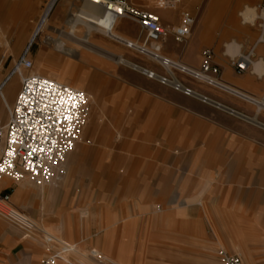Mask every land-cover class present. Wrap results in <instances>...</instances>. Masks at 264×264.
Wrapping results in <instances>:
<instances>
[{"label":"crops","instance_id":"0c3cea01","mask_svg":"<svg viewBox=\"0 0 264 264\" xmlns=\"http://www.w3.org/2000/svg\"><path fill=\"white\" fill-rule=\"evenodd\" d=\"M210 1L215 9L203 27L197 32L194 28L190 40L183 47L180 46L179 50L169 47L165 39L161 45V53L163 49L170 58H176L189 67L199 68L202 51L205 48L212 49L214 62L219 67V80L229 88L258 101V104L255 106L201 83H192L193 89L219 103L222 107H214L228 114H235L231 111L245 116L253 113L250 116L257 119L248 118L250 123L258 124L256 126L264 129V122L259 120V115L264 119V113H261L264 106H260L261 103L264 104V43L258 41L259 29L255 25L257 14L254 10V6L264 3V0ZM131 2L156 13L160 9L140 5L135 0ZM196 2L197 0H179L176 8H190ZM36 4L37 0H0V14L6 13L5 16L1 14L0 40L6 37L4 34L13 35V30L9 27L11 21L25 25ZM75 7L77 10L72 12L73 15L65 23L71 34H74L78 26L85 29L80 42L87 39L90 43L91 33L98 32L119 43L126 41L139 44V26L132 19L120 18L112 32H104L94 28L95 10L90 5L80 2ZM64 9L65 4L56 7L53 13L55 21L66 16ZM245 14H248L250 21L244 19ZM173 28L175 25L170 26L171 30ZM174 43L179 45L176 41ZM61 44L62 48L58 51L67 55L73 52V49ZM250 49L254 53L251 64L245 71L238 72L231 64V58L245 54ZM114 50L119 53L122 49ZM30 57L33 61H38V69L44 76L60 82L70 81L71 84H67L72 87H75L72 84L79 85V82L68 80L69 78L83 81L81 85L84 88H89L92 83L86 66H80L76 61L60 59L49 52L41 54L37 50H32ZM83 57L82 55L78 60L82 61ZM76 69L78 71L74 73ZM8 75L0 79L1 124L8 119L7 117L5 120V110L11 108L9 103L14 104L16 99L14 86L18 77L11 75L7 79ZM152 88H136L129 84L112 86L111 91L99 102L114 121L119 120L120 116L123 118L127 110L136 111L134 117L128 116L126 119L129 125L135 124L137 129L134 133L126 134L123 139L131 143L122 150V157L126 159V168L129 170L125 176L120 177L116 173L117 160L108 162L110 172L102 170L101 154H109L110 158L117 159L119 151H89L83 148L77 156L71 153L67 155L66 171L62 177L48 186L39 187V190L27 183H12L8 179L1 181V188L10 194L12 203L34 223L36 229L24 231L0 216V264H42L56 254L58 258L54 264H71L61 258L59 250L55 252L54 247L48 244L49 236L65 247L66 253H79L75 249L77 247L87 251L90 253L86 255L88 261L95 259L93 253H102L110 261L133 264L129 258L134 256L135 264H146L143 245L140 244L149 223L153 234L161 239L162 244L174 248L184 242L187 253H190L192 245L200 244L201 240L206 243L210 238L212 243L219 244L220 239L225 236L222 232L224 230L230 231L233 241L238 240L237 244H243L240 238L246 232L248 245L256 246L252 238L261 237L257 233L264 232V208L256 207H264V199L241 197L239 190L255 191L256 184L261 182L253 165L256 164L257 157H264V150H256L245 136L236 134L232 136L233 140L227 139L237 143L236 149L230 150L227 146L221 154L208 153L210 150L206 146L208 141L212 142V138L207 137V124L192 117V102L185 97L183 99L187 105L178 104L173 90L159 85ZM86 93L90 96V102L93 98V104L97 106L95 95L88 90ZM113 140L117 138L99 139ZM136 142L140 143L139 149L135 148ZM196 143L205 144V148L193 149ZM197 157H234L244 160L239 163L241 166L238 164L239 170L232 183L213 184L207 180V165L193 166V159ZM86 158L90 180L85 183L80 182L79 178ZM148 158H155L157 161L149 162ZM204 163L207 164L206 161ZM259 163L264 165V161ZM149 164L152 165L150 169L146 167ZM213 172L214 170L210 171ZM262 180L264 182L263 178ZM224 190H235L236 196L225 198ZM87 215H90L92 223L84 228L82 218ZM259 215L263 218L258 217ZM92 231L103 237L107 250L82 247L80 240L84 235L89 238ZM131 241L136 242L134 252ZM81 256L85 258L84 255ZM100 257L105 260L103 256Z\"/></svg>","mask_w":264,"mask_h":264},{"label":"rangeland","instance_id":"374dc122","mask_svg":"<svg viewBox=\"0 0 264 264\" xmlns=\"http://www.w3.org/2000/svg\"><path fill=\"white\" fill-rule=\"evenodd\" d=\"M41 2L42 0H37V4L34 8V11L32 14L29 15L27 22H25V25H22V23H15L11 21L9 23V27L12 28L13 35L9 36L4 34L6 37L4 36L5 38H1L0 73L2 74V76L0 77V79L5 77L7 74H10L14 63L22 54L27 44V41L29 40L34 21L39 14ZM135 2H137L140 5H145V6L147 5L152 8L154 6V4L152 2H149L148 0H135ZM210 2H211L210 0H197L195 5H193L190 8H184L183 10L180 8H176V6L179 4L178 2L173 9L160 8L157 10V13H159L158 15L161 19V24L165 27L167 31L166 40L168 41L167 44L169 47H171L172 49L179 50L180 46L183 47L190 40L191 35L186 41L179 43V45L174 43V38L171 33L170 26L178 25L181 17L180 16L181 12L182 11L187 12L188 14H190L195 18V25L193 27V30L195 28V31L197 32L199 31V29L203 27L207 18L215 9V6L214 5L212 6ZM59 4H65L64 10L66 12V16L62 18V20L60 21L59 20L55 21L53 14L49 24L51 25L52 28H58L59 30L62 31L60 36V41L64 43L65 46H67L68 48L73 49V52L70 55H67L63 52L57 51L51 46H44V45H34L31 51L37 50L41 54L43 52H49L54 57L71 60L73 62L76 61L78 65L86 66L87 72H89V74L91 75L90 79L92 82L89 88H84L81 85V82H83L81 80L73 79V78H69L68 80H75L76 82H79V85H75V84L72 85L80 89H84L85 92L88 90L89 92L93 93V95H95L96 97V102L98 103V105L95 106V104H93L94 99L92 98V102L89 103L90 109H89L87 124L81 134L79 143L77 144L76 148L71 152V154L77 156L80 154L83 148L89 151L95 149H101L102 151L109 149L115 151L117 150L119 151V155L121 156V157L119 156V158L117 159L110 158L109 154L106 156H104L105 154H101L103 156V157L101 156L103 163L102 170L103 172H110L111 169L108 162L111 160H117L118 163L115 165L116 167L115 171L120 177H123L125 176V174H127L129 170H127L126 168V159L122 157V153L124 149L127 147V145L131 144L126 141H123V139H125L126 134L134 133L137 129V126H135V124L129 125L126 122V119L128 118V116L134 117L136 111L127 110L125 111V114L123 113L124 114L123 118L122 116H120L119 120L114 121L107 114V110L103 109V107L100 106L99 102L102 101L101 99L106 97L107 93L111 91L112 86L116 87V86H121L123 84H129L135 86L136 88L149 86V87H153L152 89H154L156 85L164 86L153 79L141 75L138 71L133 70L124 64H121V62L119 61L120 57L125 58L133 63H136L139 66L154 70L159 74H164V72L150 58L143 56L134 50L128 49L122 43L110 39L98 32H92L89 37L90 43L92 45L91 47L81 44L79 39L83 37L85 29L82 26H78L74 34H71L69 28L65 23V21H67L70 18V16H68V12L69 11L71 13L75 12L77 10L75 6H78L80 2L63 0ZM74 4L75 6H73ZM1 14L2 16L6 15V13L4 12H2ZM1 14H0V22H1ZM257 22L258 21L255 22V25H257ZM51 35L56 37L54 33H51ZM142 41H143V35H141V38L139 39V44ZM115 48L122 50L118 53L115 52L114 50ZM162 54L167 56L163 49H162ZM82 55L84 57L82 61H79L78 59H81ZM30 59L32 60L31 57ZM172 59L178 61V59L176 58H172ZM32 63H33V69L30 71L22 69L23 74H27V73L41 74V72L38 69L39 68L38 61L35 62L32 60ZM77 69H79V66L77 67ZM77 69L74 70V73H77L78 71ZM175 76L180 81H182L186 86H189L191 88H193L192 83H199L195 80L186 78L185 76L179 73H175ZM63 82L71 84L70 81L66 82L64 80ZM20 86H21L20 78L18 77V80L14 86L16 96L20 90ZM173 91L175 92L176 103L187 105V103L185 102L186 100L183 99L187 97L188 100L191 101L193 105L192 110L190 111L192 117L200 119L202 121V124L204 123L207 124V129H206L207 137L212 138V142L208 141L206 146V148L210 150L208 151V153L212 154L213 152V153L221 154L222 151L227 146H229L228 148H230V150L236 149L237 143L232 142L233 140L232 136H235L236 134H241L245 136L256 150H260V151L264 150L263 128L251 124L250 122L246 121L243 117L239 115L228 114L227 112L215 108L209 103H203L195 98L185 96L181 92L175 90ZM9 105L12 107L13 102L9 103ZM5 113H6V117H5L6 120V118L8 117V113L6 110ZM261 113H264V111H261ZM252 114L253 113L246 115L252 117L250 116ZM92 120L94 123L92 122ZM259 120L264 122V119L260 117V115H259ZM195 131L196 130H193V132ZM196 133L198 132L196 131ZM219 135H221V137H218ZM102 137L104 138L107 137L108 139L117 138V140L99 141V139H102ZM227 139H232V140L228 141ZM138 144L140 143L137 142L134 143L136 149L140 148ZM196 144L197 145H195L193 149L205 148V144L203 143H196ZM156 145L158 146V143ZM0 152H1V145H0ZM176 154H178V152H176ZM87 159L88 158L84 160V165H83L84 168L82 169L83 173L82 175H80L79 178L80 182H85V183L89 182L90 180L89 179L90 177L87 173V168H88ZM147 160H149V162L157 161V159L155 158H148ZM242 160L244 159H238L234 157H226V158L197 157L193 159L192 164L193 166L207 165L209 167V173H207V180L209 183H213V184L227 183V182L232 183L233 180L236 178V172L239 170L238 164ZM204 161H206L207 164H205ZM255 161L256 164L253 165L254 171L257 173L256 175L261 179V182H259V184L258 183L256 184L255 191H253L252 189L250 190L242 189L239 191L241 197H245V198L255 197V199L257 200H262L264 199V182H262L263 181L262 178L264 179V165H262L259 162L264 161V157L261 158L257 157ZM146 167L150 169L152 165L149 164ZM212 170H214V172L210 173V171ZM21 183H27L36 190L40 189L39 188L40 186H37L30 181L19 182V184ZM209 192H214V191L209 190ZM236 193L237 192H235V190H224L223 196L225 198L230 199L232 197H235ZM256 208H264V207L260 206ZM258 217L263 218L260 215ZM82 221L84 228L89 224L91 225L92 223L90 221V215H87L86 217L84 216L82 218ZM151 226H152L151 223H149L148 229L145 232V237L141 239L142 243L140 244L143 245V249H142L143 258L146 264H217L215 259V251L218 248H223L231 253L239 254L243 259L244 264H264V232L257 233L258 235L261 234V237H256V239L252 238V241L255 242L256 246H249L248 245L249 239L246 232H243V235L241 234L243 238L240 239L243 242V244H237L238 240L236 242L233 241L230 235V231L224 230L222 232L225 236L223 235L224 237L223 239H220L219 244L212 243L210 241V238L206 241V243H203L204 241L201 240L200 244L192 245L190 253H187L185 251L186 250L185 246L183 245L184 242H180L179 245L175 246L174 248L168 247L166 244H162L161 239L153 234ZM80 242L82 247L85 249H90L92 247H95L97 249L100 248L106 249L103 237H101V235L98 233L96 234V232L94 233L93 231H92V235H90L89 238L86 235H84V238L81 239ZM131 243H132L131 248L134 252L136 249V242L131 241ZM48 244L54 247L53 250L55 252L59 250L61 252L60 255L64 257L65 260H67L71 264H80L78 262L79 259L84 261L83 264H117V263L125 264L118 261H114L115 263H112V261L102 260V258L100 260L93 259L88 261L85 258L83 259L80 253H84L85 255H90V253H88L85 250H81V248L80 249L78 247L76 248V250H78L79 253H75V252L63 253L61 251L62 245H59L55 241L50 242ZM100 255L105 256L102 253ZM129 260L133 264H135L136 262V258L134 256H131Z\"/></svg>","mask_w":264,"mask_h":264},{"label":"built area","instance_id":"2783aa9c","mask_svg":"<svg viewBox=\"0 0 264 264\" xmlns=\"http://www.w3.org/2000/svg\"><path fill=\"white\" fill-rule=\"evenodd\" d=\"M61 1L63 0H42L29 40L7 77L8 79L11 75H17L21 86L14 104L7 109V121L4 124L0 123V183L8 179L12 183L30 181L37 186L52 184L65 174L66 157L76 148L87 124L90 105L89 97L84 90L44 75L22 72V69L27 71L33 69L30 51L34 45L51 46L57 51L62 48L60 41L62 31L52 28L49 24ZM70 1H87L101 7L105 16L113 19L129 18L135 21L139 26L140 34L143 35V41L140 44L124 41L122 44L150 58L163 70L164 74H159L161 76L155 79L161 85L175 91L182 88L178 92L192 97L191 87L186 86L179 79L173 84V76L179 73L255 106L258 104V101L229 88L219 80V67L214 62L212 49L205 48L202 51L199 68L189 67L163 55L161 45L166 39L167 31L156 12L133 4L132 0ZM148 1L152 2L154 7L165 9H173L179 2V0ZM254 9L258 21V41L264 43V3L254 6ZM72 15L69 11L68 16ZM180 16L178 25L171 30L177 43L186 41L195 25V18L187 12L181 13ZM253 58L254 53L250 49L245 54L231 58V64L238 72H243ZM198 100L208 103L205 96ZM13 209L10 194L0 186V216L10 219L14 214ZM55 258L56 255L51 256L42 264H53ZM215 259L217 264H244L239 254L223 248L215 251Z\"/></svg>","mask_w":264,"mask_h":264},{"label":"bare ground","instance_id":"6f19581e","mask_svg":"<svg viewBox=\"0 0 264 264\" xmlns=\"http://www.w3.org/2000/svg\"><path fill=\"white\" fill-rule=\"evenodd\" d=\"M83 3L90 5L95 10L94 28H96L97 30L104 31V32H109V33L113 31L115 25L117 24L118 19H113L110 16H105L104 15V12L102 11L101 7H99V6H96V5H94V4L90 3V2H87V1H83ZM244 19L246 21H250L251 20V19H249L248 14H245L244 15ZM123 42L124 41H122V43ZM81 43L83 45H86V46H89L90 47V43H89V41L87 39L82 40ZM119 61L121 62V64H124V65H126V66H128V67H130V68H132L134 70L139 71L141 74H144L148 78L149 77H152L153 80H155L157 77L161 76V75H159V73L155 72L154 70H151L149 68H145V67L139 66V65H137V64H135V63H133V62L125 59V58L120 57L119 58ZM173 78H174L173 79V84L175 83V80L179 81L178 78L175 75L173 76ZM181 89L182 88H179V90H181ZM191 90H192V94H191L192 97H194L196 99H201L203 97V95L201 93H199L197 90H195L193 88ZM88 97H89V103H90V100H91L90 99V96L88 95ZM207 101H208V103L210 105H213L215 107H222L219 103L213 101L212 99L207 98ZM260 106H264V104L261 103ZM231 112H233V113H235V114L243 117L247 121H249L248 118H254L255 117V116L248 117V116H245V115H243L241 113H237V112H234V111H231ZM251 123H253V122H251ZM253 124H255V123H253ZM256 125H258V124H256ZM40 187H44V186H40ZM10 203L13 205L14 214H12L11 215V218L10 219H7V220L10 221L13 224L19 226L24 231H29V230H32L33 231V230H35L36 229V226L34 225V223L28 217H26L24 214L21 213L20 209L17 208V205H15V204L12 203L11 196H10ZM47 241H49V242L55 241L56 243L58 242L54 237H51V236L47 237ZM61 248H62L63 252L66 253V248L65 247H61ZM70 248L72 249L73 247H70ZM77 252H78V250H77ZM80 255H84L85 256V259H88L84 253H80ZM56 257L58 258V254H56ZM93 257L95 259H97V260H100L101 259L100 255L99 254L97 255L96 253H93ZM103 257H104L105 260H109L110 261V259L107 258L106 256H103ZM57 258H55L54 263H55V261H56ZM62 258L65 259L64 257H62ZM79 262L81 264L84 263V261H82V260H80ZM112 263H115V262L112 261Z\"/></svg>","mask_w":264,"mask_h":264}]
</instances>
